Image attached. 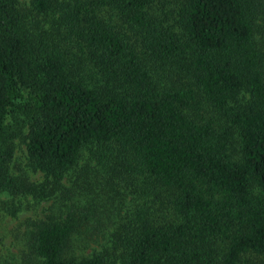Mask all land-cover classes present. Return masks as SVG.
<instances>
[{"label":"trees","instance_id":"obj_1","mask_svg":"<svg viewBox=\"0 0 264 264\" xmlns=\"http://www.w3.org/2000/svg\"><path fill=\"white\" fill-rule=\"evenodd\" d=\"M23 2L0 0V195L54 196L88 150L80 177L96 159L133 204L63 191L23 264H264V0Z\"/></svg>","mask_w":264,"mask_h":264},{"label":"rangeland","instance_id":"obj_2","mask_svg":"<svg viewBox=\"0 0 264 264\" xmlns=\"http://www.w3.org/2000/svg\"><path fill=\"white\" fill-rule=\"evenodd\" d=\"M27 5L29 0H23ZM17 148L15 158L13 161L12 171L16 175L28 177L29 180L37 183H42L46 180L45 173L35 171L28 160L27 145L23 137L16 139ZM89 151L81 157L77 166L72 168L63 181V188L57 191L54 196H42L36 198L33 194L12 196L8 193L0 195V264H23L26 259L29 248L27 245V238L29 237L28 230L31 227V221L38 218H46L47 215L57 213L61 209V204L70 203L73 200L81 205L99 204L102 209L103 203L111 202L110 208L121 207L124 211L129 209L133 204L131 202L132 195L123 196V205L114 203V189L106 181L107 176L98 175L96 171L101 169V165L93 158L91 169L87 178L80 177L81 171L88 165ZM99 173H102L99 171ZM87 181V184L86 182ZM46 182V181H45ZM44 182V183H45ZM91 185H90V184ZM80 184L87 186L86 189L80 187ZM41 187V186H40ZM70 190L71 197L63 194V191ZM42 195V194H41ZM68 200H63V197ZM69 198V199H68ZM71 198V199H70ZM119 201L121 197H117ZM22 202V204H19ZM16 203L18 210L15 212L12 205ZM113 203V204H112ZM98 221L97 217L88 220L91 227ZM104 223L106 219L103 218ZM104 232L95 233L98 242H106L109 237L107 226L101 224ZM92 245H98L96 241L92 240Z\"/></svg>","mask_w":264,"mask_h":264}]
</instances>
